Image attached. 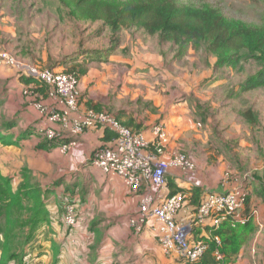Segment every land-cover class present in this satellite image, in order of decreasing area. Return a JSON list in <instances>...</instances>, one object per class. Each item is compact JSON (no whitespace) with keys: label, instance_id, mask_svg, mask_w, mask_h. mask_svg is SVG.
Listing matches in <instances>:
<instances>
[{"label":"rangeland","instance_id":"374dc122","mask_svg":"<svg viewBox=\"0 0 264 264\" xmlns=\"http://www.w3.org/2000/svg\"><path fill=\"white\" fill-rule=\"evenodd\" d=\"M178 1L193 8L211 6L227 20L254 26L264 24V0ZM59 6L58 0H18L17 6L7 4L4 11L16 12L17 17L12 25L7 22L3 27L23 29L28 36L34 35L36 46L48 47L54 61L67 62L70 74L86 70L82 94L89 93L92 100L116 117L124 114V120L135 119L143 124L142 131L164 123L177 148L197 161V171L191 175L192 185L188 188L204 182L211 187L206 189L233 188L250 177L244 184L247 195L258 192L252 182L253 177L264 182V87L248 92L241 89L257 71L256 65L219 67L218 58L208 53L204 43L191 45L184 55H179L177 47L159 36L147 35L143 29L132 28L114 35L102 22L71 20L67 14L63 17ZM29 14L35 17L31 26L26 23ZM3 32L8 33V29ZM109 50L113 51L110 56ZM0 51L15 54L28 69L37 66L15 52L2 48ZM67 55L71 57L65 59ZM67 68L61 66L58 70ZM250 109L259 115L257 125L248 124L243 117ZM12 179L11 186L18 191L22 182ZM32 184H38L35 178ZM25 205L31 202L26 201ZM28 217L29 213L22 216L25 220ZM4 224L5 220L0 218V227ZM30 230L27 226L17 231L27 235ZM4 236L0 235L1 243ZM26 249L29 247L17 254L19 258L25 256ZM35 259L34 256L29 262Z\"/></svg>","mask_w":264,"mask_h":264},{"label":"crops","instance_id":"0c3cea01","mask_svg":"<svg viewBox=\"0 0 264 264\" xmlns=\"http://www.w3.org/2000/svg\"><path fill=\"white\" fill-rule=\"evenodd\" d=\"M4 9L0 7V49L2 42L7 39L11 44L5 49L15 51V28L7 26L5 29H8V33L3 32L7 22L11 25L15 22V13L11 12L9 16ZM16 72V69H0L1 113L8 120H15L16 124L13 130L15 147L0 145V172L4 177H15L22 182V170L29 169L30 175L41 185L47 196L49 217L36 235L38 249L34 251V256H38L37 263L180 264L178 258L163 252L151 231L138 234L130 227V219L139 210L140 196L132 193L119 177L106 176L92 167L95 150L108 144L102 130L91 129L75 138L64 131L61 138L64 142L61 145L72 140L78 142L76 148L66 152L60 146L48 151L39 149L41 141L34 127L40 125L43 129L46 124H39L41 115L33 104L36 93L30 91V86L23 83ZM80 88L85 92L84 84L82 87L81 83ZM42 98L46 106L64 109L56 100L48 96ZM27 131L31 132L30 138L20 141V137ZM173 146L178 147L174 140ZM11 153L15 155L12 158L7 156ZM174 175L180 187H191L186 176L180 177L179 172ZM255 182L253 186L259 188L255 194L264 193V183ZM204 185H201L204 189L211 188ZM190 187L187 190L193 188ZM224 187L206 190L224 192ZM70 202L75 203L78 217V224L74 227H69L64 219L67 205L72 204ZM254 202L246 210L254 214L252 228H256V232L248 229L243 232L239 241L245 242L242 241L240 252L231 255L230 260L224 256L223 264H264V201L258 199ZM192 209L187 205L180 213L179 221L190 222ZM206 227L197 230V239L212 237L211 230Z\"/></svg>","mask_w":264,"mask_h":264},{"label":"trees","instance_id":"16d2710c","mask_svg":"<svg viewBox=\"0 0 264 264\" xmlns=\"http://www.w3.org/2000/svg\"><path fill=\"white\" fill-rule=\"evenodd\" d=\"M58 2L61 8L59 11L64 14L63 17H66L67 14V18L69 17L71 20H79L80 22L93 24L102 22L114 35L128 29L140 28L147 35L159 36L165 43H171L172 46L177 47L179 49V55H184V52L189 50L191 45L197 47L204 43L208 53L218 58L217 66L219 67L232 66L242 68L243 64L246 63L256 65L258 68L257 71L246 79L245 83L241 86L242 91L248 92L264 87V24L254 26L240 20H227L220 10H216L211 6H207L206 8H193L189 5H182L178 0H58ZM7 4L17 6L18 0H0V7L2 9ZM66 10L69 12L67 13ZM24 16L26 19V14ZM34 19L35 17L29 14L26 23L31 26ZM35 43L36 39L34 35L28 36L23 32V29H17L15 35V51L12 52H15L19 58L22 57L30 60L35 65L40 66L39 68L41 69L51 70L55 73H71V70L66 67L67 62L60 59L57 62L54 61L48 47L41 48L36 46ZM8 44H11V42L5 39L2 42L1 48L5 49ZM112 52V50H109L107 55L110 56ZM40 54L42 56H39ZM70 57L67 55L64 58L69 59ZM45 66L51 68H43ZM61 66L67 69L65 71H59L58 68ZM86 72V70H81L78 75L73 74L80 81V84L84 77H87ZM16 73H18L23 83L30 86V91L36 93L33 97L35 98L34 106L36 104H44L42 98L44 96L55 100L51 97V87L49 85L32 77H28L23 72L17 71ZM89 98V94L84 95L81 91L79 103L83 110L93 109L98 112L111 114L100 102L94 101L91 98V100H88ZM1 107L0 102V145L4 147H15V134L13 131L16 127L15 120L6 119L1 113ZM243 117L250 125H257L260 122L259 115L251 109L245 111ZM117 119L128 128H132L134 132L143 133L146 137H149L148 132L151 127L142 131V123H138L133 118L128 121L124 120V114L117 116ZM39 120V124L42 122L46 124L44 126L45 129L50 126L47 118L43 115H41ZM95 129L104 132L105 140L108 144L116 136L108 128L98 126ZM41 130L43 129L40 128V125L34 127V132H36L41 141L39 144L40 150L48 151L56 149L59 147V144L64 142L59 139L58 144H56L48 140L45 133ZM30 136L31 132L27 131L20 137V141L26 140ZM30 174L31 171L29 169L25 168L22 170L23 181L18 191H14V188L11 186L12 178L14 177H4L0 172V218L5 220L4 227H0V235L5 234L3 243L0 242V264H16L15 260L20 262L18 264H28L34 257V251L38 249L36 235L48 220L49 212L46 208L47 196L40 184H32L33 178ZM255 179L256 181L262 182L260 178L253 177L254 182ZM168 182L169 195L178 193L185 195L186 203H188L190 208H194L192 209L193 215L196 214L203 201L204 190L206 189L201 185H196L191 190H187L180 187L173 177H169ZM254 182L252 183L254 184ZM254 194V192H251L247 196L245 209H243L244 218L247 220L246 223H236L234 225L231 221H226L217 230H214L215 227L205 226L211 230L212 237L210 239L200 240L209 244L208 251L197 262L192 263L179 259V263L218 264L214 255L217 251L221 252L227 260H230L231 255H237L242 246L243 240L241 242L239 241L243 237L242 233L246 232L247 229L253 233L256 230V228H252L254 226V214L252 215L246 209L255 200L262 199L264 201V193ZM26 201H30L31 205H25ZM70 203L75 204L74 202ZM24 213H29L27 220L22 218ZM27 226L31 227L27 235L23 231H17L18 229L24 230ZM201 228L203 227H197L195 229L196 235L197 230ZM216 237L220 239V244L214 240ZM16 240L17 246L15 245ZM26 246L29 247V249L25 250L27 253L23 258H19L17 254L24 250Z\"/></svg>","mask_w":264,"mask_h":264},{"label":"built area","instance_id":"2783aa9c","mask_svg":"<svg viewBox=\"0 0 264 264\" xmlns=\"http://www.w3.org/2000/svg\"><path fill=\"white\" fill-rule=\"evenodd\" d=\"M14 55L0 51V69H16L49 85L51 97L64 107L59 110L44 104L35 105L50 123L41 130L48 140L58 144L64 131L75 138L98 126L108 128L116 135L108 145L95 151L92 167L104 175L119 177L132 193L140 196L138 213L130 219L129 225L138 234L151 231L167 256L197 262L209 249L208 243L195 237L197 227L209 225L217 230L226 221L234 225L246 223L242 215L248 196L244 184L252 178L242 179L233 188L224 187V192L206 190L191 221H179V215L187 204L185 195H169L168 180L176 172L180 173V177L190 179L197 171V161L173 146L164 123L152 126L151 137H146L125 126L113 114L83 110L79 103L80 81L75 75L55 73L37 66L28 69ZM77 144V140H72L58 146L66 152L76 148ZM64 219L69 227L77 226L74 204L67 205ZM214 240L221 243L218 237ZM214 255L218 264L224 263L221 252L217 251ZM28 264H37V261Z\"/></svg>","mask_w":264,"mask_h":264}]
</instances>
